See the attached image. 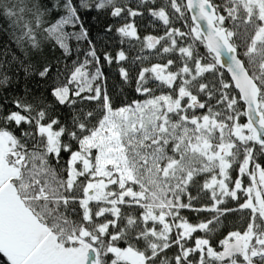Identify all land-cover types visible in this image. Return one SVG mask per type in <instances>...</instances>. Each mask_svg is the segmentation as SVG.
Returning <instances> with one entry per match:
<instances>
[{"label": "snow or ice", "instance_id": "snow-or-ice-1", "mask_svg": "<svg viewBox=\"0 0 264 264\" xmlns=\"http://www.w3.org/2000/svg\"><path fill=\"white\" fill-rule=\"evenodd\" d=\"M93 12L139 52L98 54ZM0 21V264H264V0H0Z\"/></svg>", "mask_w": 264, "mask_h": 264}, {"label": "trees", "instance_id": "trees-1", "mask_svg": "<svg viewBox=\"0 0 264 264\" xmlns=\"http://www.w3.org/2000/svg\"><path fill=\"white\" fill-rule=\"evenodd\" d=\"M96 14L90 13L88 15H85L83 17L84 20V27L89 30V37L97 44L98 48V54L102 56V53L107 51L110 52L112 55H115V53L123 47L126 53L133 57L135 56L141 47V45L135 41H133V44L135 47H131L128 42H125L123 45L119 43L118 38H110L107 42V46H101L102 43H104L101 40V37L104 35L103 28L106 26L107 23H113L119 26V23H123L124 21L117 22L116 20H113L106 16H99L96 19H93V17ZM137 28H138V34L141 37H144L145 35H162L164 31V27L162 24L156 23H150L148 18H137ZM179 26V24H177ZM0 27H6L3 21H0ZM68 32H78L79 28H73L69 26L67 28ZM113 37H115V33L112 34ZM10 37L8 35H0V41H7ZM69 48L71 49V52L69 55L65 56L62 49H59V47H52L50 44L44 49L43 59L47 62H50L52 64V75L55 76L57 73V70H59L61 73L65 72V69H67L69 72L71 71L73 67V62L79 59L80 61H83L84 54L88 50V43L86 40H77L74 36L70 37L67 41ZM14 46V45H13ZM203 50V49H202ZM151 63L158 62V60L153 57L150 61ZM149 62H145L147 64ZM126 67H130V61L126 62ZM116 65L113 64L112 66L104 65L103 71L105 75L108 77V85L111 90L116 92L117 90L113 88L114 84H119L120 78L118 76V73L116 71ZM136 70L134 69L132 71V75L135 76ZM35 83V82H33ZM127 97L128 100L134 99V98H140L137 96V94L132 90V88L126 87L124 90V95H118L116 100V105L119 106L121 101H123ZM60 111H63L61 109ZM245 118H242V122ZM67 157L65 156V159ZM247 178H245V184H247ZM201 203H206V201H201ZM231 206L235 207V202H230ZM183 215L188 216L189 219L192 222H197L199 219H205L210 218L211 214L209 213H191L188 211H185ZM226 227L222 229V232H226L228 230H233L234 228H240L243 226L241 221V216L239 213H236L228 218L226 221ZM196 235H203L202 233H197ZM217 238H221L220 234H218Z\"/></svg>", "mask_w": 264, "mask_h": 264}, {"label": "water", "instance_id": "water-1", "mask_svg": "<svg viewBox=\"0 0 264 264\" xmlns=\"http://www.w3.org/2000/svg\"><path fill=\"white\" fill-rule=\"evenodd\" d=\"M230 78V77H229Z\"/></svg>", "mask_w": 264, "mask_h": 264}]
</instances>
